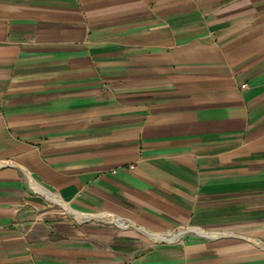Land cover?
Segmentation results:
<instances>
[{
  "label": "crops",
  "instance_id": "1",
  "mask_svg": "<svg viewBox=\"0 0 264 264\" xmlns=\"http://www.w3.org/2000/svg\"><path fill=\"white\" fill-rule=\"evenodd\" d=\"M0 264H264V0H0Z\"/></svg>",
  "mask_w": 264,
  "mask_h": 264
},
{
  "label": "built area",
  "instance_id": "2",
  "mask_svg": "<svg viewBox=\"0 0 264 264\" xmlns=\"http://www.w3.org/2000/svg\"><path fill=\"white\" fill-rule=\"evenodd\" d=\"M133 166H131V168H132Z\"/></svg>",
  "mask_w": 264,
  "mask_h": 264
}]
</instances>
